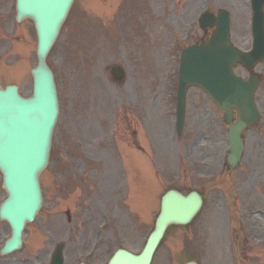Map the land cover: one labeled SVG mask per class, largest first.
I'll return each instance as SVG.
<instances>
[{"label": "rangeland", "instance_id": "374dc122", "mask_svg": "<svg viewBox=\"0 0 264 264\" xmlns=\"http://www.w3.org/2000/svg\"><path fill=\"white\" fill-rule=\"evenodd\" d=\"M13 6L0 0V83L30 95L37 37L31 20L14 21ZM222 8L235 44L250 49V0H75L48 57L61 112L42 176L44 204L15 257L50 260L60 241L67 262L106 264L118 247L140 252L159 198L178 188L201 191L204 206L189 225L168 229L152 264H264V62L256 68L261 120L245 133L236 171L225 166L223 113L199 87L187 94L184 134L174 133L181 51L204 36L200 14ZM114 66L125 82L114 79ZM157 121L167 125L158 129ZM141 162L154 179L143 180ZM5 196L0 173V202ZM67 211L78 222L73 237ZM0 235L1 242L7 226Z\"/></svg>", "mask_w": 264, "mask_h": 264}, {"label": "water", "instance_id": "95a60500", "mask_svg": "<svg viewBox=\"0 0 264 264\" xmlns=\"http://www.w3.org/2000/svg\"><path fill=\"white\" fill-rule=\"evenodd\" d=\"M74 0H17V18L34 21L38 45V64L31 70L33 90L23 96L16 85H0V170L7 197L0 205V217L12 229L2 252H10L22 244L25 224L32 222L42 206L39 176L48 166L52 137L59 116V99L52 69L47 56L55 43ZM253 46L250 51L236 47L231 40V18L227 10L218 15L202 13L203 28L216 27L207 43L192 44L185 48L181 58L178 91V121L183 124L185 97L191 85L201 86L219 108L225 110L230 124L228 163L235 168L245 144L243 130L259 119L255 92L259 77L245 80L234 72L238 63L248 69L264 59V0H251ZM117 76L123 71L116 69ZM234 108L238 110L237 121ZM202 206L198 192L188 195L171 189L161 202V211L155 229L148 237L143 251L136 255L118 249L108 264H150L153 254L170 224H186ZM61 249L54 261H62ZM84 264V263H81ZM187 264H198L195 261Z\"/></svg>", "mask_w": 264, "mask_h": 264}, {"label": "flooded vegetation", "instance_id": "af4514ba", "mask_svg": "<svg viewBox=\"0 0 264 264\" xmlns=\"http://www.w3.org/2000/svg\"><path fill=\"white\" fill-rule=\"evenodd\" d=\"M204 38L202 39L203 40H206L207 39V31L204 33ZM129 109L127 107H125V114L126 116L129 114ZM136 112L137 114H139L138 110L136 109ZM139 118V115L137 116V119ZM134 132L138 135L139 132H138V129L135 128L134 129ZM67 217V223L68 224H71V229H72V235L71 237L74 236V234H77L78 232V222L73 220V217L72 216H66ZM4 224V226H3ZM9 225L4 222H2V224H0V232H3V230L5 229V227ZM1 237V235H0ZM71 243L74 245V249H75V252L76 254L78 253V248L76 246V243L73 242V239L71 241ZM64 249H67V243H64ZM37 257V256H36ZM0 264H52V261H47V260H43L41 257H39V259H34L32 257H28V258H24V257H10V259H1L0 258ZM63 264H79V261H74V262H67L65 261Z\"/></svg>", "mask_w": 264, "mask_h": 264}]
</instances>
